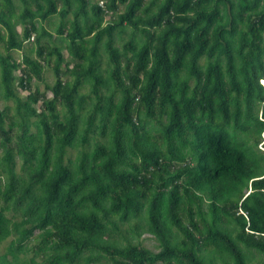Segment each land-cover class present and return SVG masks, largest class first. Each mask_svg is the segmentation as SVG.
<instances>
[{
  "label": "trees",
  "instance_id": "obj_1",
  "mask_svg": "<svg viewBox=\"0 0 264 264\" xmlns=\"http://www.w3.org/2000/svg\"><path fill=\"white\" fill-rule=\"evenodd\" d=\"M262 79L264 0H0V264H264Z\"/></svg>",
  "mask_w": 264,
  "mask_h": 264
},
{
  "label": "rangeland",
  "instance_id": "obj_2",
  "mask_svg": "<svg viewBox=\"0 0 264 264\" xmlns=\"http://www.w3.org/2000/svg\"><path fill=\"white\" fill-rule=\"evenodd\" d=\"M111 16L109 15L107 17V19H110ZM20 30L22 29V27L20 26L19 27ZM66 56H68V53L66 51ZM22 57V54L20 52L17 53V58H21ZM55 81V75H54V72L52 70L51 67H47L45 69V72H44V81H39V80H34L33 81V84H32V88L33 89H36L37 87H39L41 90H45V86L46 84H52L54 83ZM90 89V87L88 86L84 92H88ZM27 92H23L22 93V96L25 97L27 95ZM50 96L51 93H50ZM5 104H10V105H14V102L13 101H9L7 103H4V101H1L0 102V108H3L5 106ZM59 109L60 111L64 112V110H62L61 106H59ZM260 148L264 149L263 147L260 146ZM71 153L76 155L77 153V150H71ZM2 152L0 151V157L2 156ZM124 228H128V224H125L123 226ZM14 239V236H12L11 238H9L8 240H6L1 249H0V257H2L6 252H7V248L9 246V244L11 243V241ZM138 240H135V242H137ZM140 242H142L143 246H145L146 248L152 250L153 252H159L160 251V246H159V242L157 241V239L154 237V235H152L151 233H149L148 231H145V233L143 234L142 238L140 239ZM125 242H123L122 244H124ZM40 244V239L39 238H34V239H31L29 240L26 244H25V247H26V250L27 252L22 254V258L23 259H28V260H31V258L33 257H36V254H35V251H36V248L37 246ZM11 258V257H10ZM37 260L40 261L41 260V257H37ZM30 264H35V263H32L30 262ZM100 264H111L107 259H103Z\"/></svg>",
  "mask_w": 264,
  "mask_h": 264
},
{
  "label": "clouds",
  "instance_id": "obj_3",
  "mask_svg": "<svg viewBox=\"0 0 264 264\" xmlns=\"http://www.w3.org/2000/svg\"><path fill=\"white\" fill-rule=\"evenodd\" d=\"M261 83L264 85V79H262L261 80ZM24 92H27V91H24ZM29 93L27 92V95H28Z\"/></svg>",
  "mask_w": 264,
  "mask_h": 264
}]
</instances>
